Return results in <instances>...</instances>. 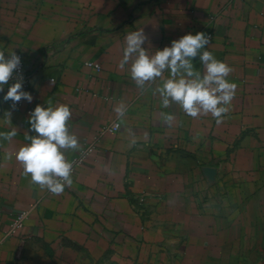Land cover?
Segmentation results:
<instances>
[{
	"label": "crops",
	"instance_id": "crops-1",
	"mask_svg": "<svg viewBox=\"0 0 264 264\" xmlns=\"http://www.w3.org/2000/svg\"><path fill=\"white\" fill-rule=\"evenodd\" d=\"M139 28L150 53L210 37L237 85L221 124L162 108L159 81L141 91L119 68ZM0 50L23 55L33 96L12 109L0 93V131H17L0 142V264H264V0H0ZM60 104L80 143L66 158L94 150L57 195L15 153L34 134L28 111Z\"/></svg>",
	"mask_w": 264,
	"mask_h": 264
},
{
	"label": "clouds",
	"instance_id": "clouds-1",
	"mask_svg": "<svg viewBox=\"0 0 264 264\" xmlns=\"http://www.w3.org/2000/svg\"><path fill=\"white\" fill-rule=\"evenodd\" d=\"M147 40L144 28L128 31L119 68L130 65V76L141 91L159 81L154 94L159 95L162 108L176 104L187 116L199 118L210 114L217 125L221 124L236 95L237 85L228 79L231 67L207 50L210 37L204 32L188 33L153 53L144 46ZM5 53L0 50V93H3V101H11V108L15 109L21 100L31 103L33 96L24 90L22 77L9 83L22 61L13 51L7 52V57ZM197 58L203 71L195 66ZM114 111L123 118L127 106L120 104ZM6 116L10 117L11 112ZM71 116V108L66 104L37 105L28 118L30 131L34 133L27 136L30 143L15 153L16 161L22 165L23 174L30 177V182L52 194L62 193L73 183V163L66 158V151H78L80 143L69 128ZM160 116L165 125L172 126L174 114L161 112ZM115 127L119 128V124ZM16 135V128L0 131V142H11Z\"/></svg>",
	"mask_w": 264,
	"mask_h": 264
},
{
	"label": "built area",
	"instance_id": "built-area-1",
	"mask_svg": "<svg viewBox=\"0 0 264 264\" xmlns=\"http://www.w3.org/2000/svg\"><path fill=\"white\" fill-rule=\"evenodd\" d=\"M17 55H19L21 57V66L17 69L16 73L14 74V78L12 80H10L12 83H14L16 81V79H19L20 77L23 78V86H24V90L28 91L29 88V81H28V77L25 75V66H24V57L21 53H16ZM88 67L90 68H94L97 72L101 71V66L98 64H94V63H87L86 64ZM24 100H21L16 109H20L23 108L25 105ZM10 105H11V101H10ZM28 113L30 114L31 111H28ZM118 124V123H117ZM115 124L112 127L113 131H118L120 128V124H119V128H116L115 126L117 125ZM93 148L92 147H88L85 150H83L78 156H76L73 159H70L69 161H71L73 163V172H72V177L73 175L76 173V171L85 164V162L87 161V159L91 156V154L93 153ZM66 188V187H65ZM65 190V189H64ZM29 217V213L28 211H23L21 213H18L15 216V219L13 221V224L11 226V232L12 234L16 233L17 231L21 230L24 226L26 221L28 220Z\"/></svg>",
	"mask_w": 264,
	"mask_h": 264
}]
</instances>
